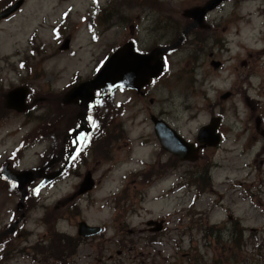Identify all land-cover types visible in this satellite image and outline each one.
Returning a JSON list of instances; mask_svg holds the SVG:
<instances>
[{
  "label": "rangeland",
  "instance_id": "374dc122",
  "mask_svg": "<svg viewBox=\"0 0 264 264\" xmlns=\"http://www.w3.org/2000/svg\"><path fill=\"white\" fill-rule=\"evenodd\" d=\"M207 1L26 0L0 20V233L18 229L0 237L10 240L1 264H264V9L257 11L264 0H228L209 11L204 28L167 53L166 72L144 93L112 99L111 109L98 113L101 124L93 116L92 144L68 159V129L79 123L81 107L63 104L67 84L78 72L79 81L88 80L104 55L131 40L144 52L170 48L187 28L185 10ZM63 13L67 29L55 40ZM83 15H93L92 31ZM32 46L47 52L28 56ZM25 59L37 67L34 90L47 92V100L30 114L12 113L3 93L21 81L25 71L19 75L17 66ZM154 115L194 142L219 117L223 141L196 162L182 161L162 148ZM10 155L16 169L37 168L33 181L59 171L65 159L70 165L41 192L27 183L29 197L17 213L21 191L1 171ZM88 173L96 185L80 195ZM159 218L165 227L152 232L149 223ZM83 220L103 230L81 237ZM207 225L224 229L220 240L205 238ZM236 226L246 229L242 253L231 249Z\"/></svg>",
  "mask_w": 264,
  "mask_h": 264
},
{
  "label": "water",
  "instance_id": "95a60500",
  "mask_svg": "<svg viewBox=\"0 0 264 264\" xmlns=\"http://www.w3.org/2000/svg\"><path fill=\"white\" fill-rule=\"evenodd\" d=\"M224 0H209L204 6H197L188 9L185 14L195 21L191 23L184 34L191 28L198 25H203L204 17L209 10L217 7ZM24 3V0H18L11 6L7 7L0 13V18H6L16 12ZM182 37L180 38V41ZM68 42V41H67ZM67 47V44L65 45ZM166 48L158 47L151 53H140L134 50L133 43L129 42L123 47L119 48L108 60L107 64L98 73L95 79L88 82L81 83L74 87L65 97L64 101L67 103L80 102L85 109L88 103L94 99L95 90H103V97L110 96L115 90L120 87L135 88L140 90L143 86L148 84L152 78H156L165 69L161 54L165 52ZM219 64V63H218ZM19 90H13L7 95V106L16 108L19 111L25 110V98L27 92L21 96H17ZM230 93L223 95V98L229 97ZM155 126V132L160 140L161 145L172 154L180 157L182 161L194 162L200 157L201 148L207 146H218L222 141V135L218 132L221 123L219 117L212 118L208 125H204L198 132L197 140L199 145L187 140L177 129L173 128L164 119L152 116ZM32 170L13 171L7 169L6 176L19 183V188L23 190L25 196V184L31 182L34 177ZM58 173L47 175L48 178H54ZM46 184L44 181L43 185ZM95 186V180L91 173L85 177L81 184L79 194H84L92 190ZM154 224L151 228L152 232H158L163 229L164 222L152 221L149 225ZM101 231L100 227L93 226L86 221L79 223V234L82 236H92Z\"/></svg>",
  "mask_w": 264,
  "mask_h": 264
},
{
  "label": "flooded vegetation",
  "instance_id": "af4514ba",
  "mask_svg": "<svg viewBox=\"0 0 264 264\" xmlns=\"http://www.w3.org/2000/svg\"><path fill=\"white\" fill-rule=\"evenodd\" d=\"M63 21H64L63 19H60V23L59 24L63 23ZM31 48H32V51L35 50V48L33 46ZM35 51H36V53H38L39 51L41 52V49L40 48H37ZM45 52H47V51H45ZM223 66H224V62H223ZM17 68H18V70H17L18 74L21 75L22 72L19 70V67L18 66H17ZM36 69H37V67H35L34 65H29V66L24 65L22 71H25V73L23 75H21V81L16 86V87L22 86L23 89H24V91L27 92V102L25 101V107H26L25 110L19 111L18 109L11 108V107H8L7 106V102H6L7 95L15 88L14 87V88L8 90L6 93H3V97H4V107H5L6 111H9V112H12V113H18V114H27V113L30 114V113L33 112V110L37 109V107H41L42 104L44 103V101L47 100V92L46 93H40V94L37 95V92H35V90H34V85H36V84H35V81H34L33 74L35 73ZM90 78H91V76L89 77V79ZM81 79H82V74L79 73V77L77 79H74L73 81H71V83L69 84L70 90L75 85H77L79 82H82V81H79ZM5 81H6V78L5 77L2 78V82L5 83ZM145 89H146V86L143 87L142 90H140V91H137L136 90V91L138 93L139 92L140 93H144L145 92ZM132 90L133 89H119L118 91H116V93L110 99L103 100V101L100 102L99 105H97V106H91V107L86 108V109H84L82 107V105L79 104V103H73L74 106L77 105V107L79 106V107H81V109H80V112H79V114L77 116V118L79 119V123L76 122V124H75V126L73 128H69V129H71L70 132L77 131V133H76V135H77L78 134V130L83 131V130L87 129V122L89 121L91 123V120H93V116L95 117L96 120H101V117L98 115V113H103L104 110L107 109V108H108V110L111 109V105H112V103H113V101L115 99L118 98L119 100H121L120 98L122 97V95H124L126 92H132ZM96 93L97 94H100L101 92L100 91H96ZM19 95H21V93H19ZM112 99H113V101L111 102ZM126 99L128 100V98H126ZM73 104H64V105H65V107H68V105H73ZM77 112H76V114H77ZM50 124L52 125V122L51 123H48V126H50ZM94 132L95 131H92L90 134L92 135ZM69 147L70 146H68V147L66 146L64 148V151H66L67 148H69ZM63 154H65V153H63ZM67 163H68V161H67V159H65V161L61 164V167L67 168ZM17 208H18V206H17ZM18 211H19V209L17 210V213H18ZM24 215H25V213L23 212L22 220L24 219L23 218ZM15 216L17 217L16 211L12 214V217L9 219V221L10 222H13L15 220ZM11 225H12V223H10V226ZM13 227L14 226L12 225L10 228H13ZM5 230H8L7 227L4 228L3 232L1 230L2 233H0V236L1 235L2 236L5 235L4 234L5 233ZM0 243L6 245L5 240H1ZM69 246L72 247V243L71 242L69 243ZM67 249H64L65 252L67 251ZM64 254H67V253H64ZM69 254H71V251L68 253V255Z\"/></svg>",
  "mask_w": 264,
  "mask_h": 264
},
{
  "label": "trees",
  "instance_id": "16d2710c",
  "mask_svg": "<svg viewBox=\"0 0 264 264\" xmlns=\"http://www.w3.org/2000/svg\"><path fill=\"white\" fill-rule=\"evenodd\" d=\"M14 0H0V3L6 2L4 4V7L8 6L10 3H12ZM0 8L1 10L4 8ZM239 221V220H236ZM234 220L235 223H238ZM223 228H219L216 225H207L205 229V238H214L216 237L218 240H220L223 232ZM245 227L240 228L238 226L235 227V229L231 232V241L234 243V245L231 247L232 250H234L237 253H242L243 248L247 245L246 237H245ZM253 236H257V234L253 233ZM65 242H69L67 240H63ZM57 250H62L59 247H57ZM251 264H255L251 262Z\"/></svg>",
  "mask_w": 264,
  "mask_h": 264
},
{
  "label": "bare ground",
  "instance_id": "6f19581e",
  "mask_svg": "<svg viewBox=\"0 0 264 264\" xmlns=\"http://www.w3.org/2000/svg\"><path fill=\"white\" fill-rule=\"evenodd\" d=\"M251 22H252V23H255L256 20H255L254 18H252ZM245 100H246L249 104H252V103H253V101H252V97H251L250 95H246Z\"/></svg>",
  "mask_w": 264,
  "mask_h": 264
}]
</instances>
